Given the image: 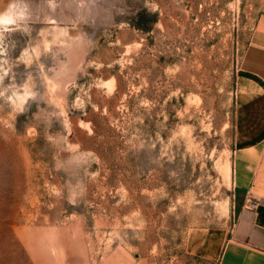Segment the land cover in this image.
I'll use <instances>...</instances> for the list:
<instances>
[{"label":"rangeland","instance_id":"rangeland-1","mask_svg":"<svg viewBox=\"0 0 264 264\" xmlns=\"http://www.w3.org/2000/svg\"><path fill=\"white\" fill-rule=\"evenodd\" d=\"M84 2L0 0V264H214L264 0Z\"/></svg>","mask_w":264,"mask_h":264},{"label":"crops","instance_id":"crops-1","mask_svg":"<svg viewBox=\"0 0 264 264\" xmlns=\"http://www.w3.org/2000/svg\"><path fill=\"white\" fill-rule=\"evenodd\" d=\"M34 1H60L62 7L67 4L76 7L85 4L84 1L96 0ZM240 66V72L249 77L259 95L264 97V28L243 53ZM239 149L235 157L234 180L243 189L245 200L237 211L227 239L223 244H217L218 252L214 253L217 250L215 243H207L205 256L214 264H264V138L259 145L245 143Z\"/></svg>","mask_w":264,"mask_h":264},{"label":"clouds","instance_id":"clouds-1","mask_svg":"<svg viewBox=\"0 0 264 264\" xmlns=\"http://www.w3.org/2000/svg\"><path fill=\"white\" fill-rule=\"evenodd\" d=\"M17 18L21 17L23 15V13H16L15 14ZM0 23L2 24H12L15 23V20L12 18V16L8 13H4V14H0ZM21 100H23V98H21Z\"/></svg>","mask_w":264,"mask_h":264},{"label":"bare ground","instance_id":"bare-ground-1","mask_svg":"<svg viewBox=\"0 0 264 264\" xmlns=\"http://www.w3.org/2000/svg\"><path fill=\"white\" fill-rule=\"evenodd\" d=\"M4 132V130H2V128H0V133L2 134ZM2 144V143H1Z\"/></svg>","mask_w":264,"mask_h":264}]
</instances>
